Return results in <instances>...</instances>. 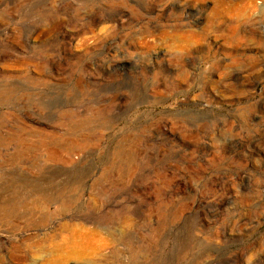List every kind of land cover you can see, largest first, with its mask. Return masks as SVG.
<instances>
[{"label": "rangeland", "instance_id": "374dc122", "mask_svg": "<svg viewBox=\"0 0 264 264\" xmlns=\"http://www.w3.org/2000/svg\"><path fill=\"white\" fill-rule=\"evenodd\" d=\"M0 264H264V0H0Z\"/></svg>", "mask_w": 264, "mask_h": 264}]
</instances>
